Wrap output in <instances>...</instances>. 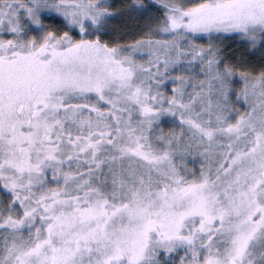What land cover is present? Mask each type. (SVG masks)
Listing matches in <instances>:
<instances>
[{
    "label": "snow or ice",
    "instance_id": "obj_1",
    "mask_svg": "<svg viewBox=\"0 0 264 264\" xmlns=\"http://www.w3.org/2000/svg\"><path fill=\"white\" fill-rule=\"evenodd\" d=\"M126 10L0 0V264H264V0Z\"/></svg>",
    "mask_w": 264,
    "mask_h": 264
},
{
    "label": "trees",
    "instance_id": "obj_2",
    "mask_svg": "<svg viewBox=\"0 0 264 264\" xmlns=\"http://www.w3.org/2000/svg\"><path fill=\"white\" fill-rule=\"evenodd\" d=\"M110 2L113 5V11H117L118 15L116 19L110 22V32L105 39L112 42L125 43L138 38L146 20L129 14L126 6L131 3V0H110ZM192 2L196 3L197 0H185L187 4H191ZM53 27H59L61 30H64L62 25L53 24ZM225 44L231 45L229 56L235 57L232 61L233 63L238 65L243 64L257 73L264 68V55H262L261 51L253 53L245 45L237 41H225Z\"/></svg>",
    "mask_w": 264,
    "mask_h": 264
},
{
    "label": "rangeland",
    "instance_id": "obj_3",
    "mask_svg": "<svg viewBox=\"0 0 264 264\" xmlns=\"http://www.w3.org/2000/svg\"><path fill=\"white\" fill-rule=\"evenodd\" d=\"M193 3V2H192ZM191 3V4H192ZM194 4V3H193ZM171 87V86H170ZM234 87H235V89L237 90V91H239V89L242 87V85L241 84H239V83H237L236 85H234ZM241 110H243V109H241ZM165 131H167V126L165 127ZM188 167H189V169H191L192 171H196V172H198V170H199V168H200V164L199 163H191V162H189V164H188Z\"/></svg>",
    "mask_w": 264,
    "mask_h": 264
}]
</instances>
